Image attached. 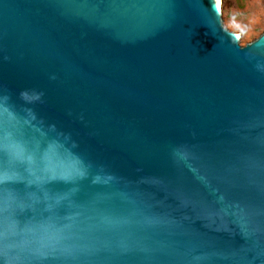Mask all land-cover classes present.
<instances>
[{"label": "water", "instance_id": "95a60500", "mask_svg": "<svg viewBox=\"0 0 264 264\" xmlns=\"http://www.w3.org/2000/svg\"><path fill=\"white\" fill-rule=\"evenodd\" d=\"M220 0H0V264H264V34Z\"/></svg>", "mask_w": 264, "mask_h": 264}, {"label": "rangeland", "instance_id": "374dc122", "mask_svg": "<svg viewBox=\"0 0 264 264\" xmlns=\"http://www.w3.org/2000/svg\"><path fill=\"white\" fill-rule=\"evenodd\" d=\"M222 9L225 28L242 34L243 47L264 34V0H226Z\"/></svg>", "mask_w": 264, "mask_h": 264}, {"label": "clouds", "instance_id": "9594fccd", "mask_svg": "<svg viewBox=\"0 0 264 264\" xmlns=\"http://www.w3.org/2000/svg\"><path fill=\"white\" fill-rule=\"evenodd\" d=\"M0 255L7 257L8 255V249L6 248H0ZM5 264H13L11 260L6 259Z\"/></svg>", "mask_w": 264, "mask_h": 264}, {"label": "bare ground", "instance_id": "6f19581e", "mask_svg": "<svg viewBox=\"0 0 264 264\" xmlns=\"http://www.w3.org/2000/svg\"><path fill=\"white\" fill-rule=\"evenodd\" d=\"M220 2H221V8H222V6H223V0H220Z\"/></svg>", "mask_w": 264, "mask_h": 264}, {"label": "trees", "instance_id": "16d2710c", "mask_svg": "<svg viewBox=\"0 0 264 264\" xmlns=\"http://www.w3.org/2000/svg\"><path fill=\"white\" fill-rule=\"evenodd\" d=\"M224 2H226V0H223Z\"/></svg>", "mask_w": 264, "mask_h": 264}]
</instances>
